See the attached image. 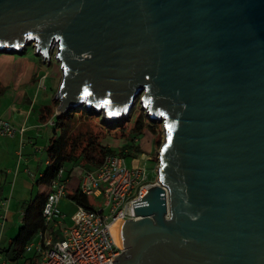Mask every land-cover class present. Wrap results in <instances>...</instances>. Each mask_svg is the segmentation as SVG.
Masks as SVG:
<instances>
[{
  "label": "water",
  "instance_id": "water-1",
  "mask_svg": "<svg viewBox=\"0 0 264 264\" xmlns=\"http://www.w3.org/2000/svg\"><path fill=\"white\" fill-rule=\"evenodd\" d=\"M62 73L56 115L161 123L112 264H264V0H0V52Z\"/></svg>",
  "mask_w": 264,
  "mask_h": 264
},
{
  "label": "built area",
  "instance_id": "built-area-1",
  "mask_svg": "<svg viewBox=\"0 0 264 264\" xmlns=\"http://www.w3.org/2000/svg\"><path fill=\"white\" fill-rule=\"evenodd\" d=\"M43 79L44 76L42 87ZM52 120L45 124L52 126ZM25 130L23 126L16 128L0 118V136H22ZM55 176L43 203L45 228L38 231L24 248L25 253H31L35 258L30 264H112V258L122 249L113 243L109 228L119 218L137 219L133 203L140 201L151 185L145 164L127 167L124 157L108 155L98 167L85 171L78 190L85 196L101 198V206L92 209L76 206L70 216L71 225L62 230L59 239H54L49 231L65 220L58 206L66 198L67 179L64 169Z\"/></svg>",
  "mask_w": 264,
  "mask_h": 264
},
{
  "label": "trees",
  "instance_id": "trees-1",
  "mask_svg": "<svg viewBox=\"0 0 264 264\" xmlns=\"http://www.w3.org/2000/svg\"><path fill=\"white\" fill-rule=\"evenodd\" d=\"M4 51V50H3ZM0 53H5V52ZM32 80H35L32 78ZM57 103L54 102L56 108ZM53 123V134L48 145L44 148L47 158V165L36 184L43 190L39 191L32 201L23 204L24 216L22 224L16 232V236L9 242V259L14 261L23 257L24 248L36 236L37 232L45 228L42 209L48 194L50 193L51 182L60 169H64L67 178L75 166L85 170H93L98 167L108 155H119L126 158H137L144 154L140 144V137L145 130L155 137L153 144L159 148L161 142L158 136V124L142 114L133 118L130 112L126 120L119 124L106 123L100 116L84 107L75 108L66 114L54 115L51 108L39 116V121L46 123L51 120ZM133 118V125L127 129V123ZM91 125L99 127L107 136L118 134L122 144L118 148L107 146L102 142L101 136L92 133ZM85 126V128H82ZM67 197L76 206L92 209L93 204L90 197L81 194L77 189L68 194ZM57 238V237H56ZM6 254V255H7ZM29 258H26L28 260Z\"/></svg>",
  "mask_w": 264,
  "mask_h": 264
},
{
  "label": "crops",
  "instance_id": "crops-1",
  "mask_svg": "<svg viewBox=\"0 0 264 264\" xmlns=\"http://www.w3.org/2000/svg\"><path fill=\"white\" fill-rule=\"evenodd\" d=\"M46 98L47 97L39 100L38 105L36 104L37 102L34 104V107L38 108V110L36 108V117L32 116L34 110L31 112L29 111L30 113L28 114L27 109L23 107L20 109L14 108L15 110L8 111L6 108L0 116L1 119L7 120L16 128L22 126L26 128L22 136L18 134L14 135L13 137L0 136V138H2V141H0V168H4V170L0 169V202L2 204L0 206V227L1 230H3L0 231V246L4 240V235L10 236L7 245L5 247H0V264H6V261L13 262L9 259L7 249H9V242L16 236V232H18V228L22 224V219L24 216V211L22 208L23 204L32 201L36 194L43 190L36 184V181L39 176H41L44 168L47 165V158L44 148L49 143V140L53 134V129L50 125H46L39 121V116L42 111L46 113L47 108L53 109L54 115H56L57 108L53 107L55 102L54 97L51 103L48 102ZM46 138L48 139V143L44 146H40V140ZM43 153L45 154L44 160L38 156L39 154ZM141 156H145V152ZM6 159H9L8 164L4 163ZM30 164L35 165L33 171H31L29 168ZM138 164H140V162L137 161L133 166ZM85 171L88 170H85L79 166H75L73 168L71 174L66 178L67 195L75 192L78 189L81 176ZM34 187L37 188L35 195L32 193ZM67 195L64 199H67V202L74 205L76 209V205L72 203ZM14 197L18 199H14ZM67 205L68 203H65L63 200H61L58 207L60 208ZM18 216L20 223L17 229H14V223ZM64 216V222L61 225L53 226L51 231H49L54 239H59L61 237L62 230L66 227L69 228L71 225V220L69 218L67 219L66 215ZM21 258L23 260L22 264H30L35 261V258H33L31 253L24 252L23 257H20L16 260H20ZM26 258L29 259L26 260Z\"/></svg>",
  "mask_w": 264,
  "mask_h": 264
},
{
  "label": "rangeland",
  "instance_id": "rangeland-1",
  "mask_svg": "<svg viewBox=\"0 0 264 264\" xmlns=\"http://www.w3.org/2000/svg\"><path fill=\"white\" fill-rule=\"evenodd\" d=\"M56 50L52 49L50 51V59L42 60V58L35 54L32 43H29L20 54H7L0 53V116L3 111L7 108L8 110H15L14 108H26L27 113H32L33 117L36 113V108L34 104L38 105V101L41 99H46L48 102H52V99L55 95V92L58 89V85L61 81L62 73L60 70V66L58 61L55 58ZM36 75V76H35ZM43 79V87H42V77ZM31 78L35 79L32 80ZM26 99V100H25ZM43 101V100H42ZM134 106L130 110V115L135 118L142 114V117L147 118V114L145 110L141 109V105L139 102V98L133 103ZM35 108V109H34ZM38 110V108H37ZM30 111V112H29ZM133 118H130L127 123V129H130L133 125ZM126 119H122L124 122ZM158 138L160 142H163L164 139V131L161 123H158ZM116 124H119L116 123ZM53 125L51 126V128ZM82 128H85L83 126ZM92 133L101 136L102 142L107 144V146L118 148L122 144V140L118 134L107 136L99 127L91 125ZM52 132V131H51ZM2 138H0V141ZM153 137L149 131L145 130L144 133L140 137L141 148L145 152V156H139L135 159L126 158L127 167L133 166L137 161L141 164H145L148 173V181L149 184L153 185L157 182V166H158V150L159 148L155 147L153 144ZM48 139L40 140V146L46 145ZM39 157L44 160L45 154H39ZM5 164L9 163V159L4 161ZM4 167V166H3ZM35 165L30 164L29 168L33 171ZM4 170V168H0ZM37 188L34 187L32 191L33 195L36 194ZM14 199H18L14 197ZM65 203H68L67 206L60 207V211L66 215L67 219L71 218L74 213L75 207L71 203L67 202V199H62ZM90 201L93 206L98 207L101 206L102 199H96L94 197H90ZM19 216L15 220L14 229H17L19 225ZM0 231L1 227H0ZM14 231V230H13ZM10 236L4 235V240L0 247H5L7 245L8 239ZM22 258L20 260H16L13 262L6 261V264H22Z\"/></svg>",
  "mask_w": 264,
  "mask_h": 264
}]
</instances>
